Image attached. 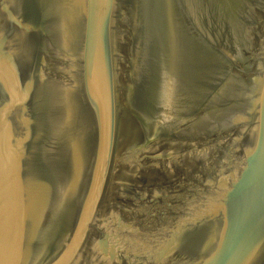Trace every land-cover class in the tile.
Masks as SVG:
<instances>
[{
  "label": "water",
  "instance_id": "obj_1",
  "mask_svg": "<svg viewBox=\"0 0 264 264\" xmlns=\"http://www.w3.org/2000/svg\"><path fill=\"white\" fill-rule=\"evenodd\" d=\"M0 264H264V0H0Z\"/></svg>",
  "mask_w": 264,
  "mask_h": 264
}]
</instances>
